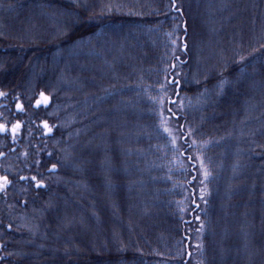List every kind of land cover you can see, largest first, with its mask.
<instances>
[{"label":"trees","instance_id":"16d2710c","mask_svg":"<svg viewBox=\"0 0 264 264\" xmlns=\"http://www.w3.org/2000/svg\"><path fill=\"white\" fill-rule=\"evenodd\" d=\"M0 93V264H264V0H0Z\"/></svg>","mask_w":264,"mask_h":264},{"label":"rangeland","instance_id":"374dc122","mask_svg":"<svg viewBox=\"0 0 264 264\" xmlns=\"http://www.w3.org/2000/svg\"><path fill=\"white\" fill-rule=\"evenodd\" d=\"M183 107V102H180L176 107L177 108H180V107ZM166 130L172 134L174 132V129L172 128L171 125L167 126L166 127ZM172 150H177V145H176V141L175 139H173L172 141ZM201 159V158H200ZM200 167H201V175H202V178H203V181L204 182H209L210 181V177H211V168L209 167V165L207 164L206 162V159H201L200 160ZM205 173H207V176H205ZM207 188L209 187L208 186V183L206 184ZM186 206H184L182 209H185ZM197 256V253L195 254ZM195 255H194V258H195Z\"/></svg>","mask_w":264,"mask_h":264},{"label":"snow or ice","instance_id":"6c2138e0","mask_svg":"<svg viewBox=\"0 0 264 264\" xmlns=\"http://www.w3.org/2000/svg\"><path fill=\"white\" fill-rule=\"evenodd\" d=\"M0 95H4L3 93H0ZM41 103L47 104L48 103V97H46L43 93L40 94V99L37 101V106H39ZM46 128L48 127L47 124L44 125ZM16 128H19V125H16ZM0 130H3V126L0 125ZM15 131V129H13ZM55 168V165H53V169ZM205 176H207V173H205ZM35 180V177L32 178ZM9 183L6 177H0V190H3V188ZM41 184L37 183V187H40Z\"/></svg>","mask_w":264,"mask_h":264},{"label":"water","instance_id":"95a60500","mask_svg":"<svg viewBox=\"0 0 264 264\" xmlns=\"http://www.w3.org/2000/svg\"><path fill=\"white\" fill-rule=\"evenodd\" d=\"M172 80L170 79L169 82H171Z\"/></svg>","mask_w":264,"mask_h":264}]
</instances>
